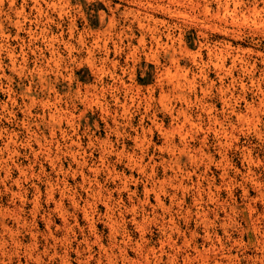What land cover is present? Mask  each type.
Returning a JSON list of instances; mask_svg holds the SVG:
<instances>
[{
    "label": "rangeland",
    "instance_id": "obj_1",
    "mask_svg": "<svg viewBox=\"0 0 264 264\" xmlns=\"http://www.w3.org/2000/svg\"><path fill=\"white\" fill-rule=\"evenodd\" d=\"M0 264H264V0H0Z\"/></svg>",
    "mask_w": 264,
    "mask_h": 264
},
{
    "label": "bare ground",
    "instance_id": "obj_2",
    "mask_svg": "<svg viewBox=\"0 0 264 264\" xmlns=\"http://www.w3.org/2000/svg\"><path fill=\"white\" fill-rule=\"evenodd\" d=\"M158 6V5H157ZM163 6H165V5H163ZM162 6V7H163ZM159 7V6H158ZM162 7L160 6V8L162 9ZM167 8V7H166ZM225 8V7H224ZM169 9V7L167 8V10ZM227 9V8H226ZM164 10V9H163ZM169 11V10H168ZM167 12V11H166ZM148 14V13H147ZM149 15V14H148ZM144 16H146V15H144ZM151 16H152V14H151ZM32 33V32H31ZM7 169V168H6ZM148 201V200H147ZM2 244V243H1ZM3 246V245H2Z\"/></svg>",
    "mask_w": 264,
    "mask_h": 264
}]
</instances>
